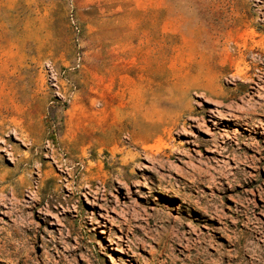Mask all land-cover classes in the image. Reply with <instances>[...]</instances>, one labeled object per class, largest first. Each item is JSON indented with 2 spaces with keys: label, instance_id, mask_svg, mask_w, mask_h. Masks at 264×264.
Returning <instances> with one entry per match:
<instances>
[{
  "label": "rangeland",
  "instance_id": "374dc122",
  "mask_svg": "<svg viewBox=\"0 0 264 264\" xmlns=\"http://www.w3.org/2000/svg\"><path fill=\"white\" fill-rule=\"evenodd\" d=\"M248 217L264 0H0V264H191L175 221L242 264Z\"/></svg>",
  "mask_w": 264,
  "mask_h": 264
},
{
  "label": "bare ground",
  "instance_id": "6f19581e",
  "mask_svg": "<svg viewBox=\"0 0 264 264\" xmlns=\"http://www.w3.org/2000/svg\"><path fill=\"white\" fill-rule=\"evenodd\" d=\"M241 155V154H240ZM236 156V155H235ZM234 156V157H235ZM244 156V155H243ZM246 157V156H245ZM244 157V158H245ZM240 158V157H239ZM238 159V158H237ZM240 160V159H239ZM238 161V160H237ZM241 161V160H240ZM239 161V162H240ZM243 161H244V159H243ZM241 163V162H240ZM201 170H203V171H205V169L203 168V169H201ZM208 170V169H207ZM202 171V172H203ZM199 172V171H198ZM200 174H201V172H199ZM198 173V174H199ZM208 173V172H207ZM210 173V172H209ZM212 174H214V173H212ZM218 174V173H217ZM202 175V174H201ZM208 174H204L203 176H202V179L201 180H203L204 182L205 181H208V176H207ZM211 175V174H210ZM216 176V175H215ZM218 176V175H217ZM216 176V177H217ZM200 177V176H199ZM214 177V176H213ZM219 177V176H218ZM197 180V179H196ZM200 182H202V181H200ZM203 182V183H204ZM195 183V182H194ZM191 192V191H190ZM191 199V198H190ZM192 201V200H191ZM196 204H198V203H196ZM215 205V204H214ZM213 204L212 205H209V204H207V206H200L199 207V205H196L197 206V208L202 212V213H204V214H206V213H214L216 216H218L219 217V214H218V212H219V209H218V204H216V205H218V206H214ZM248 208V207H247ZM213 209H215V211L213 210ZM221 209V208H220ZM221 211H222V209H221ZM222 215H223V213H222ZM221 214H220V216H222ZM170 215H168V213L167 212H165V211H161L160 213H158V217H160V218H165V217H169ZM214 217V216H213ZM217 218V217H216ZM215 218V219H216ZM253 219L254 218H252V217H248V220H247V222H245V225H244V227H243V229H242V233H243V236L244 237H247V238H249V239H252L251 241H249V240H247V241H244V244H243V260H242V264H254V261H255V257L256 256H259V257H261L262 255H264V246L263 245H260L259 243H258V241L256 240V235H255V233H256V230H255V226L253 227V228H251L250 226H253L254 225V222H253ZM165 229V228H164ZM236 230V229H235ZM235 232V231H234ZM238 232H239V234H240V230H238ZM187 234H189L190 236H192V238L190 237H188L189 238V241H187V243L189 242V244L188 245H186L184 242L186 241V235ZM229 235V234H228ZM165 238H166V240H168V239H171V240H173L174 242H179V243H181V244H185V249H187L190 253H191V255L188 257L189 258V261L191 262V264H213L212 263V261H211V259H212V257H217V263L216 264H221L222 263V261H223V258H225V255L227 256L228 254L226 253V252H223L222 251V248H221V244L219 245V244H217V247H216V249L214 250V252L212 253H210L209 252V247H211L210 246V244L209 243H207V242H205V240H203L202 239V236L201 235H196V236H194L193 237V233L192 232H189L187 229H186V227H185V225L184 224H182V223H180V224H178L176 221H175V223L174 224H167L166 225V235H165ZM187 238V239H188ZM229 238L231 239L232 238V236L231 235H229ZM241 237H239V239H240ZM207 239V238H206ZM214 241V240H213ZM161 242H163V241H161ZM211 242V241H210ZM239 242L240 241H238V244H239ZM214 243V242H213ZM232 243V242H231ZM233 244V243H232ZM237 244V242L236 241H234V245H236ZM214 246V245H213ZM242 247V246H241ZM174 250V249H173ZM232 251H235V249H233V250H231V252ZM236 251H238V250H236ZM184 252V251H183ZM231 252H229V253H231ZM239 252V251H238ZM189 253V254H190ZM240 254V253H239ZM237 255V254H236ZM236 255H233V254H231L229 257H230V259L232 260V259H237V257H238V259H240V255H238V256H236ZM242 257V256H241ZM259 259H261V258H259ZM262 261V260H261ZM224 262V261H223ZM240 262V261H239ZM256 264V263H255Z\"/></svg>",
  "mask_w": 264,
  "mask_h": 264
}]
</instances>
